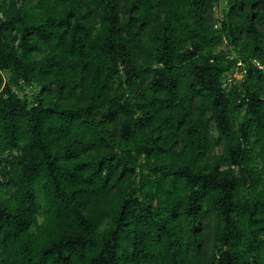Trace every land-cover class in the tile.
<instances>
[{"label":"trees","instance_id":"trees-1","mask_svg":"<svg viewBox=\"0 0 264 264\" xmlns=\"http://www.w3.org/2000/svg\"><path fill=\"white\" fill-rule=\"evenodd\" d=\"M0 264H264V0H0Z\"/></svg>","mask_w":264,"mask_h":264},{"label":"rangeland","instance_id":"rangeland-1","mask_svg":"<svg viewBox=\"0 0 264 264\" xmlns=\"http://www.w3.org/2000/svg\"><path fill=\"white\" fill-rule=\"evenodd\" d=\"M223 8H224L223 6H220L219 8H216L215 14L218 15V16H220L221 15V11L223 10ZM220 49H224V44H221L220 45ZM236 77L239 78L240 76L237 75ZM26 92L28 93L29 90H26Z\"/></svg>","mask_w":264,"mask_h":264}]
</instances>
